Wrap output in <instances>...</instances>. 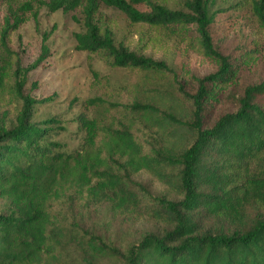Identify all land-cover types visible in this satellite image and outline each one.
I'll use <instances>...</instances> for the list:
<instances>
[{
  "label": "trees",
  "instance_id": "1",
  "mask_svg": "<svg viewBox=\"0 0 264 264\" xmlns=\"http://www.w3.org/2000/svg\"><path fill=\"white\" fill-rule=\"evenodd\" d=\"M0 5V264H60L69 235L53 208L81 212L91 205H105L115 217L167 224L162 234L144 235L126 253L100 248L122 264H264V81L245 86L233 96L234 110L214 116L240 74L263 61L257 41L237 56L221 53L213 44L208 0ZM35 5L78 11L83 32L75 35L76 49L128 74L125 85L85 101L86 109L103 118L77 116L83 139L73 152L50 139L60 128L55 119L31 121L40 101L23 94L29 70L10 48L12 34ZM231 6L264 36V0ZM103 7L125 19L119 42ZM171 41L182 58L179 70L147 55L166 50ZM48 54L42 46L37 64ZM196 64L212 70L197 76ZM92 76L96 85L93 70ZM16 102L19 110L7 127L5 117ZM139 174L164 192L155 196L137 184ZM212 220L234 227L215 229L208 224Z\"/></svg>",
  "mask_w": 264,
  "mask_h": 264
},
{
  "label": "rangeland",
  "instance_id": "2",
  "mask_svg": "<svg viewBox=\"0 0 264 264\" xmlns=\"http://www.w3.org/2000/svg\"><path fill=\"white\" fill-rule=\"evenodd\" d=\"M237 1L208 0L210 14L214 17L211 28L213 44L221 53L234 57L240 49L249 48L253 41H257L264 55V36L231 6ZM4 14L5 9L0 5V18ZM101 14L112 21L115 39L117 42L121 41L127 31L123 15L104 7ZM24 17V23L12 34L10 48L18 54L22 68L29 70L25 76L23 94L40 101L32 107L31 121L55 119L60 128L50 139L58 143L64 151L73 152L81 147L83 139V134L77 128V116L83 113L90 119L103 118L95 109H86L85 101L103 96L101 92L107 89L113 90L125 85L128 74L124 70L108 66L96 56L76 49L75 35L83 32L82 17L78 11L49 12L45 7L35 5L33 11L26 13ZM42 46L47 48L49 54L37 64ZM176 48L177 45L171 41L166 50H148L147 55L154 60H163L170 67L179 70L182 58ZM262 60L256 67L240 74L238 85L214 110V116L234 110L233 96H239L245 86L264 81V57ZM92 70L98 75L99 81L96 85ZM192 70L197 76H202L212 69L196 64ZM19 107L20 102L6 115L7 127L13 125ZM3 111L0 108V121ZM133 180L155 196L164 192L163 186L153 182L145 174H139ZM4 206L5 202L0 199V210ZM261 211L264 213V206ZM250 212L254 214L253 211ZM53 213L60 219L69 235V241L65 242L60 253V264H122L100 248L105 246L126 253L144 235L162 234L167 227L165 221L145 216L136 219L127 216L115 217L105 205H91L81 212L55 207ZM208 224L215 229L230 230L234 227L220 220L208 221ZM80 245L88 248L93 258L89 252L84 254Z\"/></svg>",
  "mask_w": 264,
  "mask_h": 264
}]
</instances>
